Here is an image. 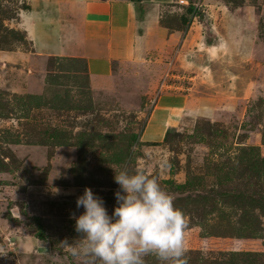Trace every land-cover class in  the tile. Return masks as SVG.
<instances>
[{"label": "rangeland", "instance_id": "rangeland-1", "mask_svg": "<svg viewBox=\"0 0 264 264\" xmlns=\"http://www.w3.org/2000/svg\"><path fill=\"white\" fill-rule=\"evenodd\" d=\"M184 1L165 20L169 27L183 29L187 17L205 14L203 30L216 22L223 32L226 23L217 17L221 12L244 18V28L254 32L251 40L264 44V0H207L217 4L213 10L218 13L194 7L198 0ZM9 14L11 7L4 3L0 47H8L12 39L22 41V34L3 21ZM155 65L149 62L142 71L113 68L110 85L93 86L81 59H48V72L37 93L0 88V183L7 186H0V216L16 203L31 235L37 231L32 216H39L44 242L61 256L60 264H88L68 251L80 235L75 217L83 208H77V197L85 187L91 188L111 216L120 190L114 169L143 166L157 175L174 195L175 206L189 218L188 264H264L263 89L248 99L243 114L238 102L231 104L234 110L226 116L182 112L164 140L146 142L139 139V132L152 105L150 97L161 82L172 83L161 88L169 92L183 88L174 80L186 79L170 72L163 80L165 73ZM152 69L159 73L155 88L148 83ZM249 131L257 134L255 143ZM26 190L33 194L20 202L8 200ZM35 263L40 264L0 249V264ZM145 264L158 261L148 256Z\"/></svg>", "mask_w": 264, "mask_h": 264}, {"label": "crops", "instance_id": "crops-1", "mask_svg": "<svg viewBox=\"0 0 264 264\" xmlns=\"http://www.w3.org/2000/svg\"><path fill=\"white\" fill-rule=\"evenodd\" d=\"M4 3L11 7L5 25L22 34V41L12 39L8 47H0V88L4 90L37 93L48 72V59L62 57L81 59L93 86L110 85L113 68L142 71L149 62L156 63L159 73L175 72L188 79L174 80L181 83V90L158 92L139 132L142 141H160L182 112L226 116L234 110L231 104L238 102L243 114L248 99L264 91V44L251 40L254 32L244 28V18L214 11V1L198 0L194 7L220 12L217 17L226 23L223 32L216 22L205 32L201 21L205 14L193 15L183 30L167 29L159 20L182 8L175 0H0V7ZM152 72L148 83L156 87L159 73ZM249 133L255 143L257 134ZM32 194L19 191L8 200L20 202ZM38 210H32V215ZM8 215L10 220L0 216V249L40 264L61 263L49 244L28 233L24 212L16 203L8 208Z\"/></svg>", "mask_w": 264, "mask_h": 264}, {"label": "clouds", "instance_id": "clouds-1", "mask_svg": "<svg viewBox=\"0 0 264 264\" xmlns=\"http://www.w3.org/2000/svg\"><path fill=\"white\" fill-rule=\"evenodd\" d=\"M117 205L110 216L101 197L85 187L76 199L83 212L75 217L80 235L68 251L88 264H188L189 218L175 197L143 166L114 169ZM58 191V190H57Z\"/></svg>", "mask_w": 264, "mask_h": 264}, {"label": "trees", "instance_id": "trees-1", "mask_svg": "<svg viewBox=\"0 0 264 264\" xmlns=\"http://www.w3.org/2000/svg\"><path fill=\"white\" fill-rule=\"evenodd\" d=\"M128 1H131V2H137V1H139V0H128ZM171 15H173V14H171ZM171 15H167V17H165V18H161L160 20H159V22H161L162 24H164L166 27H167V29H176V30H183V29H185V27L188 25V23H189V21H190V18L194 15V14H192V15H188L189 17H187L186 18V25H185V27L182 29V28H179V27H169L168 25H166V22H165V20L166 19H168ZM180 15V14H179ZM137 32H138V30H137ZM84 64V63H83ZM84 67H85V65H84ZM167 131L168 130H166L165 132H164V134H163V137H162V140H164V138H165V135H166V133H167ZM161 140V141H162ZM256 148H257V146H255ZM261 161H264V157L263 156H261ZM2 184H4V182H1L0 183V185H2ZM218 195H222V193H219V192H216ZM224 194H226V193H224ZM117 205V204H116ZM264 208V207H263ZM4 217L6 218V219H8V220H10V216L8 215V212L4 215ZM33 218H32V220H33V222L35 223V225H36V232L35 233H33L32 235L35 237V238H37V239H39V240H45V234L42 232V226H41V223H40V221H39V219H38V217L37 216H32Z\"/></svg>", "mask_w": 264, "mask_h": 264}, {"label": "built area", "instance_id": "built-area-1", "mask_svg": "<svg viewBox=\"0 0 264 264\" xmlns=\"http://www.w3.org/2000/svg\"><path fill=\"white\" fill-rule=\"evenodd\" d=\"M175 2H176L178 5H184V4H186L184 0H175ZM168 74H169V73H165L163 80H165V78L168 77ZM163 84L171 85L172 83H166V82L163 83V82H161L159 89L156 91V93L154 92V93L152 94V96L150 97V103H151V104L154 103V101H155V99H156V97H157V94H158L157 92H159L160 90H162L161 88H162Z\"/></svg>", "mask_w": 264, "mask_h": 264}]
</instances>
